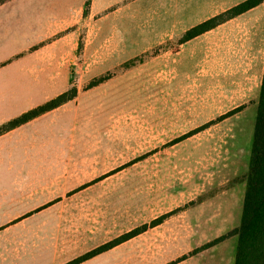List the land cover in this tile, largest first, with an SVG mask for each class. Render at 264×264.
<instances>
[{"label": "rangeland", "instance_id": "obj_1", "mask_svg": "<svg viewBox=\"0 0 264 264\" xmlns=\"http://www.w3.org/2000/svg\"><path fill=\"white\" fill-rule=\"evenodd\" d=\"M0 14L3 61L26 48L66 49L85 117L93 119L89 179L60 211L62 243L75 234L84 247L103 244L167 214L100 264H168L199 232L188 211L201 194L245 193L257 109L174 143L218 116H204L210 103L180 79L183 33L171 0H0Z\"/></svg>", "mask_w": 264, "mask_h": 264}, {"label": "crops", "instance_id": "obj_2", "mask_svg": "<svg viewBox=\"0 0 264 264\" xmlns=\"http://www.w3.org/2000/svg\"><path fill=\"white\" fill-rule=\"evenodd\" d=\"M243 1L171 0L172 21L184 35ZM3 48L0 37V127L69 90L73 66L64 48V55L55 54L58 49L52 45L26 48L6 62ZM177 56L182 83L210 103L204 116L219 118L240 108L224 119L232 121L257 109L264 76V2L182 43ZM81 98L77 93L74 100L0 135V264H66L110 242L84 247L73 241L75 234L69 243L61 240L60 211L68 193L89 179L85 155L96 148L93 119L85 117L89 107ZM87 167L92 172L90 160ZM244 194H201L188 211L190 226L199 224V232L195 235L193 229L188 251L168 264H235L236 236L193 252L239 226ZM113 249L80 264H100Z\"/></svg>", "mask_w": 264, "mask_h": 264}, {"label": "trees", "instance_id": "obj_3", "mask_svg": "<svg viewBox=\"0 0 264 264\" xmlns=\"http://www.w3.org/2000/svg\"><path fill=\"white\" fill-rule=\"evenodd\" d=\"M264 0H245L227 11L214 16L197 26L186 31L183 35L180 43H185L211 29L226 22L256 6L263 3ZM88 3V2H87ZM104 78L95 80L90 83V88L100 84ZM78 89L73 79L71 80V86L69 90L57 96L53 100L41 105L27 113L23 114L19 118L0 127V135L16 128L22 124L29 122L30 120L53 110L77 97ZM241 109L233 110L221 117L216 121H211L201 128L193 130L182 137L176 139L175 142L184 140L185 138L192 136L200 130L209 127L215 122L222 121L233 114L237 113ZM242 181L246 183V190L244 194L242 218L239 226L231 230L225 235H222L210 243H207L203 247L197 249L193 253H197L201 250L213 247L220 242L236 236L238 239L237 252L235 258V264H264V76L261 85L260 95L257 102V115L255 121V128L253 134V144L250 158L249 172L244 175ZM167 214L163 215L151 222L150 225H143L113 241H110L104 245L97 247L96 249L83 254L82 256L66 263V264H80L89 260L90 258L108 251L115 246L134 238L135 236L145 232L149 227H155L163 223L167 218Z\"/></svg>", "mask_w": 264, "mask_h": 264}]
</instances>
